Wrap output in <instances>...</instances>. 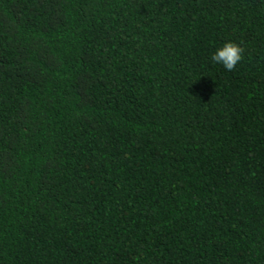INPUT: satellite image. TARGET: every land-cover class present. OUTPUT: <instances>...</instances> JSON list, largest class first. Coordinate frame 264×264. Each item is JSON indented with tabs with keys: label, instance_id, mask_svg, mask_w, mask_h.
I'll use <instances>...</instances> for the list:
<instances>
[{
	"label": "trees",
	"instance_id": "1",
	"mask_svg": "<svg viewBox=\"0 0 264 264\" xmlns=\"http://www.w3.org/2000/svg\"><path fill=\"white\" fill-rule=\"evenodd\" d=\"M0 264H264V0H0Z\"/></svg>",
	"mask_w": 264,
	"mask_h": 264
},
{
	"label": "clouds",
	"instance_id": "2",
	"mask_svg": "<svg viewBox=\"0 0 264 264\" xmlns=\"http://www.w3.org/2000/svg\"><path fill=\"white\" fill-rule=\"evenodd\" d=\"M243 49L233 42H225L211 54V61L231 71L242 59Z\"/></svg>",
	"mask_w": 264,
	"mask_h": 264
}]
</instances>
